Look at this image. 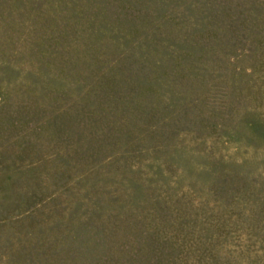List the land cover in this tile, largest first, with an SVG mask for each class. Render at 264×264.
Returning a JSON list of instances; mask_svg holds the SVG:
<instances>
[{
    "label": "rangeland",
    "instance_id": "374dc122",
    "mask_svg": "<svg viewBox=\"0 0 264 264\" xmlns=\"http://www.w3.org/2000/svg\"><path fill=\"white\" fill-rule=\"evenodd\" d=\"M0 264H264V0H0Z\"/></svg>",
    "mask_w": 264,
    "mask_h": 264
}]
</instances>
